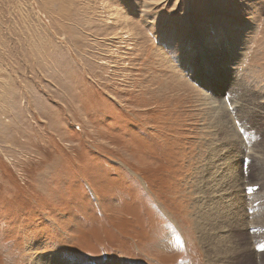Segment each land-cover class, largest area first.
<instances>
[{"label": "rangeland", "instance_id": "1", "mask_svg": "<svg viewBox=\"0 0 264 264\" xmlns=\"http://www.w3.org/2000/svg\"><path fill=\"white\" fill-rule=\"evenodd\" d=\"M263 222L264 0H0V264H264Z\"/></svg>", "mask_w": 264, "mask_h": 264}, {"label": "bare ground", "instance_id": "2", "mask_svg": "<svg viewBox=\"0 0 264 264\" xmlns=\"http://www.w3.org/2000/svg\"><path fill=\"white\" fill-rule=\"evenodd\" d=\"M196 77V76H195ZM226 137V136H225ZM224 137V138H225ZM239 138V137H238ZM225 140V139H224ZM232 142H233V140H231ZM236 145L237 146H240V145H242V141L240 140V138H239V140H237L236 141ZM224 148H227V150H229V147H227L226 145L224 146V147H222V148H220V150H219V152L216 150V152H215V154H213L214 153V151L213 150H211L210 151V155H212L213 154V156H214V158H217V157H219L221 160H222V157L220 156V155H222L223 156V154L222 153H220L221 151H223V149ZM245 148V146H243V149ZM245 149H247V147L245 148ZM233 151V150H232ZM232 153V152H231ZM252 154H254V152H252ZM225 155V154H224ZM214 163H216V166L217 165H219L220 163H217V162H214ZM213 164V162L212 163H210V166H213L212 165ZM219 169V168H218ZM263 170V169H262ZM225 175H227V172L225 173V171H223V173H222V177L220 178V180L218 181V183L220 182V183H224L225 182V179L227 178ZM212 176V175H211ZM207 180V179H206ZM212 181H214L215 182V180H212ZM211 181V183H213ZM209 182V180L207 181V183ZM216 185H217V183H216ZM215 185V186H216ZM209 186H210V184H209ZM220 186V185H219ZM220 188V187H219ZM211 189V188H210ZM210 189H206V191L207 192H210L211 190ZM216 190V189H215ZM203 191H204V189H203ZM214 190H213V188H212V192H213ZM199 193H201L200 191H199ZM212 195V194H211ZM214 195V194H213ZM212 195V196H213ZM216 195V194H215ZM217 197H218V195H217ZM217 199V198H216ZM213 201H214V198H213ZM207 202L206 201H202V200H200V198H196V200H195V203H194V205H193V212H192V216H193V218H194V222H195V225H196V232H197V234H199V237H200V240L203 242V243H205L206 245H209L212 241H213V234H211L210 233V231H212V229H211V227L209 226V225H207L206 224V219H205V217H204V213H201V209H203L204 211H207ZM203 211V212H204ZM221 220H223L224 218L222 217V218H220ZM202 221V222H201ZM262 222V221H261ZM264 223V222H263ZM238 227V226H237ZM220 238H221V236H220ZM207 250V249H206ZM205 250V251H206ZM222 251V250H221ZM209 254V250L208 251H206V256ZM210 255V254H209ZM42 261H43V263H41V264H70V262H67V261H64V260H59V262H56V261H58V260H56V258L55 257H53V256H47L46 258H44V259H41ZM53 260H56V261H53ZM213 261V260H212ZM39 262H41V261H39ZM72 264V263H71Z\"/></svg>", "mask_w": 264, "mask_h": 264}]
</instances>
